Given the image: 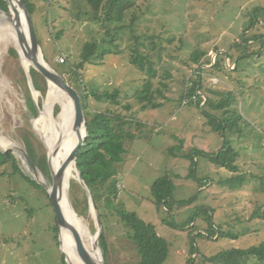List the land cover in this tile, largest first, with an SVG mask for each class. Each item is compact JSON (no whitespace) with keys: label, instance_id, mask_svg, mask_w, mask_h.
<instances>
[{"label":"rangeland","instance_id":"obj_1","mask_svg":"<svg viewBox=\"0 0 264 264\" xmlns=\"http://www.w3.org/2000/svg\"><path fill=\"white\" fill-rule=\"evenodd\" d=\"M29 1L35 4L34 28L45 60L72 82L68 65L76 66L84 44L101 40L105 28L94 20L85 0ZM135 5L142 16L121 32L114 47L111 45L114 52L99 65L82 70L88 90L120 93L118 103L91 96V109L133 120L128 129L135 138H126L127 150L115 176L114 204L110 207L102 200L100 206L108 259L110 264H140L137 245L119 215L125 209L154 224L168 240L169 264H211L205 259L223 249L248 248L264 241V218L252 215L256 209L264 211V0H135ZM12 47L18 58L11 53ZM196 48L207 50L213 63L219 61L210 75L203 76L205 100L200 108L185 95L189 76L197 67L191 59ZM138 53L147 56L143 70L132 63V55ZM25 61L13 35L0 29V137L9 141L0 150L11 149L16 156V161H0V264H65L54 206L45 186L41 187V182H51L50 168L44 170L39 162L45 154L49 167L50 151L36 122L40 113L30 114L26 83L36 105L41 110L51 105L57 121H62V101L58 97L49 101L48 82L45 94L32 91L29 76L34 67L28 69L29 61ZM148 81L155 101L162 103L155 109H144L138 97ZM216 92H231L232 116L238 119L234 130L224 136L212 129L209 118L222 116L224 110L202 109L207 98L216 102L225 98ZM63 101L71 103L66 95ZM25 128L34 132L38 173L25 154ZM225 138L237 152L236 171L215 164L208 156L223 147ZM180 143L181 153L193 151L195 162L170 154L169 148ZM236 174H246L249 179L232 189L224 181ZM75 175L70 180V199L73 206L78 205L79 211L74 209L86 232L84 240L92 247L100 211L94 200L89 201L77 172ZM165 175L174 185L175 203L169 211L158 207L151 193L154 181ZM187 200L191 201L181 204ZM211 223L239 237L204 235L212 230ZM100 251L103 255L101 247Z\"/></svg>","mask_w":264,"mask_h":264},{"label":"trees","instance_id":"obj_2","mask_svg":"<svg viewBox=\"0 0 264 264\" xmlns=\"http://www.w3.org/2000/svg\"><path fill=\"white\" fill-rule=\"evenodd\" d=\"M85 2L91 8L94 20H98L101 26L105 28V34L101 40L95 39L87 41L82 48L81 61L76 66L68 65V70L70 75L73 76V78L71 77L72 82H70V84L77 89L81 96L83 110L89 130V136L85 141V145L78 153L77 165L80 168L81 175L85 183L88 185L92 193L93 200L100 211V218L103 222V213L100 210L101 201L104 200L107 206L110 207L114 204L117 194V179L115 176L118 174L119 164L122 163L124 159L123 154L127 150L126 138H129L130 140L135 138V135L128 129L133 126V120L110 111L98 112L91 109L88 103L91 96L95 97L98 101L102 99H109L118 103L120 101V93L119 90H115L113 92H100L94 88L88 90L82 77V70H85V68L89 65H99L105 56L113 53L114 51L111 52L114 47L113 43L121 37V32L125 28H132L138 22L142 13H140L138 6L135 5V0H85ZM25 3L35 26V21L37 22L36 19L34 20L35 4H32L29 0H25ZM0 9L5 11L9 9L6 0H0ZM43 22L47 25L46 13L43 15ZM37 38L40 45H42L38 35ZM107 43H110V46L107 45ZM111 45L113 46L112 48ZM11 53L16 55L15 57L18 58V52L15 47H12ZM207 55V50L200 51L197 48L192 53L191 59L197 67L195 68V72L189 76V81L187 82L185 89V95L188 97L189 101L192 100L197 102L198 108L201 107L202 102L205 100L203 96L205 93L202 89L203 76L210 75V73H212V69L219 64L218 60L213 63L211 58L207 57ZM218 56L220 55L218 54ZM132 58V63L134 65L138 66L142 70L145 69L146 62H144V60L147 58L146 55L143 56L138 53L132 55ZM21 67L22 66L19 65V70L23 72ZM153 71L154 69L151 62L149 72L152 73ZM31 76L35 89L40 91L42 94H45L47 86V80L45 77L34 68H31ZM27 84L28 83H26V95L28 96L27 103L30 114L35 116L38 113L37 105L34 98L30 94L29 85ZM150 89L151 81H148L144 90L141 91L142 94L138 95L140 102L143 103L142 107L144 109L148 107L155 109L162 105V103H157L155 101L154 95L151 93ZM157 92L162 94L160 89ZM216 94L223 93L216 92ZM223 97L225 98L219 102H216V100L210 101V99L207 98L205 104L202 106L204 111L206 106H209L217 111L224 110L222 111V116L209 115L212 129L222 134V136H224L228 131L231 133L238 121L236 117L232 116L231 104L233 101L231 92L223 94ZM24 130L26 131V134L23 135L22 139L24 141V145L26 146V151L30 159L35 162L37 161V157H40L34 146V132L29 131L27 128ZM182 150V143L169 148L170 154L175 155L176 157L186 156L195 162V156L192 155L193 151L184 155L181 153ZM236 154L237 152L233 148L230 140L227 141L225 138L223 147L208 156L215 164L225 167L231 171H236L238 170V165L234 163ZM10 160L16 161V156L13 152L5 154L4 151L0 150V161ZM39 162L42 165V168L44 170L48 169L49 172L47 157L45 154L42 155V159ZM192 170H195L194 163ZM25 176L30 179L29 176ZM248 179L249 178L246 174H236L228 177L224 183L228 184L230 188L236 189L242 187ZM41 187H43V185ZM173 192V181L168 175L158 178L151 186L152 200L154 203L158 207L163 206L168 211L170 210L171 205L175 203ZM85 198L87 201L86 195ZM189 201L191 200L181 202V204ZM74 206L77 211H79L77 203H75ZM83 208V211L85 212L87 210V205ZM204 210L209 215V209L204 207ZM119 215L121 221L130 230L129 236L137 245L138 252L141 256L139 262L140 264H169L167 262L170 250L169 242L164 236L159 234V231L154 224L146 222L137 213L125 209H120ZM252 215L264 218V211L256 209ZM193 222L194 221H192V223ZM210 225L212 230L207 229L208 233L204 234L206 236L210 237L215 234H219L220 236H226L232 239H237L239 237L238 233H234L233 231H224V229H222V227L218 224L214 225L211 223ZM193 226L195 227V223H193ZM200 234L202 235L203 232H200ZM99 245L102 248L103 256L107 264H110L107 253L108 243L105 228L102 230ZM195 250L196 247L193 245V253ZM205 260L211 264H264V241L258 245H252L248 248L223 249L217 254L207 257ZM65 264L68 263L65 262Z\"/></svg>","mask_w":264,"mask_h":264},{"label":"water","instance_id":"obj_3","mask_svg":"<svg viewBox=\"0 0 264 264\" xmlns=\"http://www.w3.org/2000/svg\"><path fill=\"white\" fill-rule=\"evenodd\" d=\"M6 1L9 6V11H4L0 9V19L2 18L3 14L7 15L8 21L15 28L18 35L19 47L23 50L26 59L29 61V67L27 65L25 66L28 69H30V67L33 66L41 75L45 77L49 86L50 84H53L59 87L61 90H63L66 96L70 98L74 110V122H73L72 130L76 133L77 139L68 157L63 161L62 166L56 170L53 168L52 155L49 153L48 161H49V168L51 173V182L49 185H45L43 182H41V184L45 186V189L49 194L50 199L54 206L58 229H59L61 249L63 253L66 255V252L63 249L62 232L64 230H67L73 235L76 241L78 254L83 264H107L104 256L100 251V246H99V240L103 230L100 217L98 216V222H99L98 235L95 237L92 247L90 248L86 244L83 236L80 235V231L78 230L76 225L72 223L71 220L68 219L62 203L64 197V190L60 185V181L67 173L71 164H75L76 166L78 179L85 187L89 201H93L92 193L88 185L85 183L81 175L80 168L77 165L78 153L85 145V141L89 136V130L87 126L86 116L83 110L81 96L77 91V89L67 81L64 75L58 72L45 60L42 53V48L40 46V43L38 41L35 32L33 19L31 17L30 12L28 11L25 0H17L16 6H14L10 0H6ZM29 77H30V83H31L30 85L32 91L37 92L31 80V76ZM37 109H38V113H41L40 106H37ZM4 152L5 154H9L10 152L13 151L11 149H7ZM25 154L28 163L38 173V169L34 164V162L30 159L28 153ZM65 197H66L65 201L68 204L69 210L72 212V214L73 213L77 214L71 202L69 191L65 193ZM66 260L68 264H70L68 258Z\"/></svg>","mask_w":264,"mask_h":264},{"label":"bare ground","instance_id":"obj_4","mask_svg":"<svg viewBox=\"0 0 264 264\" xmlns=\"http://www.w3.org/2000/svg\"><path fill=\"white\" fill-rule=\"evenodd\" d=\"M10 1L14 6L17 5V0H10ZM0 29L8 30L13 35V37L15 38L19 46L17 32L15 28L12 26V24H10V22L8 21V17L5 14H3L2 18L0 19ZM19 53L25 64L26 57L23 53V50L20 47H19ZM49 89H50L49 90V93H50L49 101L50 102L53 101L54 97H58L62 101V104H61L63 108V112L61 111L62 121H57L53 118L52 110L50 109L51 105H49L48 110H41L40 118H37L36 122L39 123L40 125L42 137L47 144L50 154L52 155L53 168L56 170L62 166L63 161L68 157L77 139V136H76V133L72 130L73 122H74V110L72 107V103L65 104V102L63 101V97L66 94L63 90H61L56 85L50 84ZM8 143L9 141L6 142L0 137V147L1 148H4V147L6 148ZM75 173H76V166L75 164H71L67 173L64 175V177L60 181V185L64 190V197H63L62 203H63L64 210L66 212L68 219L71 220V222L76 225V227L80 231V235H82L84 238L86 232H85L82 222L80 221V219L75 213L72 214V212L69 210L68 204L65 201V198H66L65 193L69 191L71 178L72 177L75 178V176L77 178V175H75ZM70 216H71V219H70ZM62 237H63L62 238L63 239V249L66 252V255H67V258L70 264H83L78 254L77 244H76V241L73 235L67 230H64L62 232ZM92 240H93L92 241V244H93L95 237H93Z\"/></svg>","mask_w":264,"mask_h":264}]
</instances>
